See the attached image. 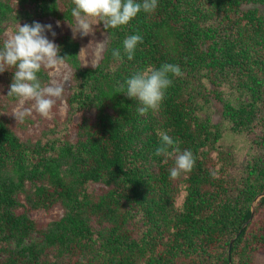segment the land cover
<instances>
[{
    "label": "trees",
    "instance_id": "16d2710c",
    "mask_svg": "<svg viewBox=\"0 0 264 264\" xmlns=\"http://www.w3.org/2000/svg\"><path fill=\"white\" fill-rule=\"evenodd\" d=\"M73 7L0 0V48L4 30L19 25L72 27ZM261 8L264 0H158L120 29L95 25L107 41L92 66L81 64L71 34L57 36L71 71L62 131L22 140L0 120V264H252L264 251ZM137 33L143 42L128 60L123 40ZM165 63L183 75L172 77L159 111L140 115L120 85ZM38 76L49 84L47 69ZM0 78L17 101L7 96L13 72ZM227 126L242 135L237 152ZM157 131L193 152L191 173L170 178L174 161L154 155Z\"/></svg>",
    "mask_w": 264,
    "mask_h": 264
},
{
    "label": "clouds",
    "instance_id": "9594fccd",
    "mask_svg": "<svg viewBox=\"0 0 264 264\" xmlns=\"http://www.w3.org/2000/svg\"><path fill=\"white\" fill-rule=\"evenodd\" d=\"M72 3L74 7L71 15L76 21L74 37L77 33L81 37L93 34L94 26L100 23H103L106 30L120 29L128 25L141 11L152 13L158 7V0H72ZM59 23L58 21L57 26ZM46 32L56 36L51 24L33 22L31 25H19L0 48V73L13 72L7 96L15 97L18 101L13 116L19 122L30 117L33 109L50 119L56 101L65 91L66 77L63 82L53 79L45 86L38 76L42 68L53 70L52 74L59 75L65 64V57L59 55L60 46L50 41L45 35ZM142 42L143 37L138 33L123 40V53L128 60L133 59L137 45ZM97 44L96 55L99 57L103 52V43ZM112 56L120 60V49H113ZM182 75L178 65L165 63L159 68L147 66L121 84L120 90L126 85L125 94L138 101L136 110L140 115H145L150 111L160 110L166 92L173 83L172 77ZM29 101L33 102L32 108L24 107ZM157 135L159 144L154 155L163 157L164 164L169 160L174 161V166L169 169L170 178L175 179L181 174L191 173L196 163L193 152L190 149L181 150L179 140H174L164 131H157ZM212 175L215 178L216 172Z\"/></svg>",
    "mask_w": 264,
    "mask_h": 264
},
{
    "label": "rangeland",
    "instance_id": "374dc122",
    "mask_svg": "<svg viewBox=\"0 0 264 264\" xmlns=\"http://www.w3.org/2000/svg\"><path fill=\"white\" fill-rule=\"evenodd\" d=\"M253 7V4H248L245 6H242V9L244 8H251ZM261 10L264 13V8H261ZM58 21L50 20V19H44L42 21V25L51 24L53 31H55L56 36L53 37L50 32H46L45 35L50 41L55 40V38L59 35L69 33L72 35V37L77 40L80 44V53H79V59L81 61V64L83 66H92L96 64L100 58L102 57V53L99 57L96 55V50L98 47L97 43H103V51L104 47L107 41V36L105 35V32H98L94 28V33L90 34L85 37H81L79 33L73 36V30H75L76 27V21L74 25L71 27L70 24L66 23H59V26H57ZM73 28V29H72ZM15 31L13 29H6L4 30V34L9 36L11 33H14ZM83 49V50H82ZM82 50V51H81ZM48 70L50 81L49 83L55 79L59 82H63L64 78H67V81L65 82V91L60 99L56 101V104L54 105L51 113V118H45L41 116L39 113H37L34 109L32 112V115L30 117H27L24 122L16 121L15 117L13 116L14 110L18 106V101L10 102L6 98L7 88L4 86L3 80L0 78V120H2L5 124H7L11 130L15 133L16 136L21 138L22 140L27 139H48L49 135L51 136L54 132L52 130H59L62 131V128L60 127V124L67 118V111H68V105L65 101V95L68 92L69 89V81L71 77V71L67 67L66 64L61 68L59 75L52 74L53 70ZM33 102L29 101L26 102L24 107L32 108ZM230 126V125H229ZM228 128V136L226 137L228 140V143L232 144L234 152H237V144H242L243 138L240 134H233L230 132V127ZM248 132L245 131L243 135H247ZM248 140V138H245ZM226 139L222 141V145L225 144ZM248 147V144L245 145ZM255 207V204H254ZM60 209L55 208L50 213L57 215ZM59 212L58 214H60ZM94 228H98L97 224L92 225ZM103 226V225H102ZM49 255V254H48ZM50 256V255H49ZM202 256L193 257L192 259L194 262H198L201 260ZM183 264H187L186 262ZM195 264V263H194ZM252 264H264V251L255 253V255L252 258Z\"/></svg>",
    "mask_w": 264,
    "mask_h": 264
},
{
    "label": "water",
    "instance_id": "95a60500",
    "mask_svg": "<svg viewBox=\"0 0 264 264\" xmlns=\"http://www.w3.org/2000/svg\"><path fill=\"white\" fill-rule=\"evenodd\" d=\"M258 197H259V196H257V197L255 198V200H254V201L252 202V204H251V207H250V210H251L250 217L253 216V208H254V204H255V201L258 199ZM231 244H232V240H230V242H229V247H230Z\"/></svg>",
    "mask_w": 264,
    "mask_h": 264
}]
</instances>
